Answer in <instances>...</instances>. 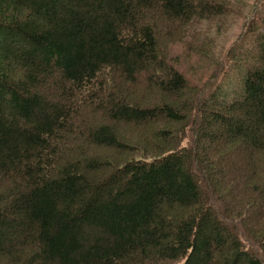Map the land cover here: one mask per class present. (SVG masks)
I'll list each match as a JSON object with an SVG mask.
<instances>
[{
    "label": "trees",
    "instance_id": "1",
    "mask_svg": "<svg viewBox=\"0 0 264 264\" xmlns=\"http://www.w3.org/2000/svg\"><path fill=\"white\" fill-rule=\"evenodd\" d=\"M0 264H264V0H0Z\"/></svg>",
    "mask_w": 264,
    "mask_h": 264
},
{
    "label": "rangeland",
    "instance_id": "2",
    "mask_svg": "<svg viewBox=\"0 0 264 264\" xmlns=\"http://www.w3.org/2000/svg\"><path fill=\"white\" fill-rule=\"evenodd\" d=\"M234 20L235 19H233V21ZM231 22L229 20L226 21L222 25L223 27H221V31L218 33L215 32L216 29H209L207 24H205L202 30L199 31L200 33H197L196 35L189 34L190 38L180 37L179 40L170 44L169 53L172 59L171 63L184 73L193 85L203 86L210 80L209 82H217L215 83L217 86H223L226 91L235 92L237 90L236 81L238 79V72L234 68V64L237 63L230 61L229 57H226V53L232 48L234 41L237 40L241 27L239 24H241L242 21H234L233 23L236 24ZM213 35L215 36L214 38H212ZM192 37L195 39H192ZM242 38H244V36ZM204 42H207L210 45L209 50L205 51L203 49V51L209 54V57L200 56L202 53H199L198 51V43ZM241 44L244 45V42H241ZM221 57L225 60L226 66L225 70L220 74L217 71L218 69L216 71L214 70L216 66L218 67ZM211 75L215 77L211 78ZM89 115L91 116L89 123L94 122V113L89 112ZM147 131L146 128L143 130V133L147 135ZM190 141L191 132L188 130L186 137L182 142V146L187 147L190 144Z\"/></svg>",
    "mask_w": 264,
    "mask_h": 264
}]
</instances>
